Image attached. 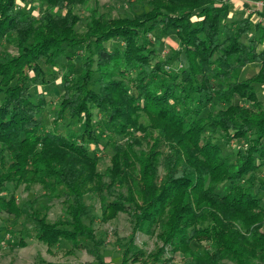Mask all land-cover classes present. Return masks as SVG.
<instances>
[{"label":"trees","instance_id":"16d2710c","mask_svg":"<svg viewBox=\"0 0 264 264\" xmlns=\"http://www.w3.org/2000/svg\"><path fill=\"white\" fill-rule=\"evenodd\" d=\"M19 1L30 2L0 0V45L10 39L16 48L0 59V209L24 215L48 244L91 241L100 260L102 240L83 221L92 211L88 194L97 195L102 221L127 213L133 233L162 243L147 254L150 264L165 262L166 252L181 253V264L264 263V206L255 187L264 186L256 177L264 165V109L255 87L264 85V25L248 14L230 27L231 6L222 0H148L149 9L131 16L92 11L79 32L73 7L87 0H37L46 5L38 15L36 5L18 7ZM155 29L178 38V71L169 72V59H157L154 48L139 42ZM109 41L115 43L106 46ZM61 58L63 93L52 121L64 123L48 130L40 120L45 96L40 91L33 100L31 87L56 80L44 66ZM251 63L258 70L242 78ZM214 101L225 106L204 114ZM93 109L113 152L104 172L97 154L105 130ZM222 139L246 145L233 163L222 153ZM8 183L39 184L43 195L61 202L66 224L50 222L36 199L19 204L5 196ZM133 239L122 246V264L144 260ZM192 241L210 249L194 251Z\"/></svg>","mask_w":264,"mask_h":264},{"label":"rangeland","instance_id":"374dc122","mask_svg":"<svg viewBox=\"0 0 264 264\" xmlns=\"http://www.w3.org/2000/svg\"><path fill=\"white\" fill-rule=\"evenodd\" d=\"M223 1V0H222ZM224 2V1H223ZM37 6L34 14L38 15L40 12L46 10V5L38 3L37 0H30L17 3L18 7H27L30 4ZM230 4V13L227 19V24L232 28H236L241 18L247 15V6L243 0H227ZM143 9H149L148 0H87L84 4L73 7L75 13L80 17V22L77 25V31L82 32L86 29L92 11L103 14L107 17H124L131 16L135 12ZM262 13V14H261ZM253 23L264 25V12L250 13ZM255 35V30H251L248 34L242 36L241 40L246 41L250 36ZM140 43H146L149 48H154L157 52V59H169V64L166 69L169 72H176L182 67V63L177 59L178 51L180 50L179 40L173 31L166 34L161 33L158 29L150 32L146 37L139 39ZM115 41L105 43L106 46L113 45ZM16 48L10 39H4L0 45V59L5 54H15ZM73 56L74 71H79V62L81 60L82 49L77 48ZM65 59L61 58L57 61L55 66H44L47 75H57V79L47 84H37L31 87L32 99L38 92H43L46 99V107L41 116V123L44 129L51 130L55 127H61L64 123H53V106L57 105L61 99L63 89L60 84L59 77L61 72L65 71ZM259 68L258 63H251L247 65L241 75L246 78L254 74ZM48 76V77H49ZM96 89L97 85L92 84ZM256 91L262 108L264 109V85H256ZM1 98V94H0ZM234 103L249 106L250 103L245 102L238 97L233 100ZM220 102H211L207 104L204 114L209 111H214L216 108L224 107ZM94 119L96 123L100 124V131L105 130L101 135V149L98 151L99 162L97 170L100 172L106 171L110 165V157L113 154L112 149L108 146L107 138L104 136L108 134L104 127L100 114L96 109H93ZM140 135L139 132L136 133ZM223 155L228 157V160L233 163L235 160V153L237 149L244 148L246 145L241 139L219 141ZM91 149L93 146L90 147ZM162 169H159V175H162ZM257 180L264 179V165L256 171ZM227 186L228 183H224ZM257 195L264 206V186L256 184ZM43 189L39 184L25 186L21 184L14 187L13 184L6 185L5 196L13 194L18 203L21 204L30 199H36L37 209H43L46 212L47 219L50 222L66 224L68 221L63 205L59 200H50L43 195ZM87 204L92 205L91 213L84 218V224L90 225L93 228L96 239L102 240L99 247L100 260L94 253V245L91 241H83L79 246H75L70 240L61 239L54 244L43 242L35 236L32 230L31 221L24 215L19 218H14L12 214L0 209V227L3 228V240L0 243V264H122L123 244L126 243L134 234L133 245L144 251L145 257L142 261L132 262L129 260L125 264H150L152 260L147 257V254L155 252L159 249L162 243L155 237L143 232L133 233V225L127 213L118 212L116 216L110 220H101L100 200L97 195L88 194ZM24 238L22 244H16V241ZM15 241V242H14ZM191 248L194 251L202 253L204 249H210V244L207 242H191ZM132 255V254H131ZM165 259L163 263L158 264H181L183 256L176 252L171 254L166 252L163 256ZM131 259V258H130ZM167 261V262H166ZM264 264V263H259Z\"/></svg>","mask_w":264,"mask_h":264},{"label":"built area","instance_id":"2783aa9c","mask_svg":"<svg viewBox=\"0 0 264 264\" xmlns=\"http://www.w3.org/2000/svg\"><path fill=\"white\" fill-rule=\"evenodd\" d=\"M224 2H227V0H223ZM243 3L247 6V15L251 12H258L263 11L264 12V0H243Z\"/></svg>","mask_w":264,"mask_h":264}]
</instances>
